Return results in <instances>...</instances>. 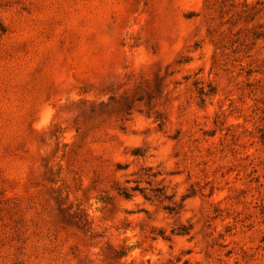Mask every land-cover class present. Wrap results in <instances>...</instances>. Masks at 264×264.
Returning a JSON list of instances; mask_svg holds the SVG:
<instances>
[{"label":"rangeland","instance_id":"rangeland-1","mask_svg":"<svg viewBox=\"0 0 264 264\" xmlns=\"http://www.w3.org/2000/svg\"><path fill=\"white\" fill-rule=\"evenodd\" d=\"M0 264H264V0H0Z\"/></svg>","mask_w":264,"mask_h":264}]
</instances>
